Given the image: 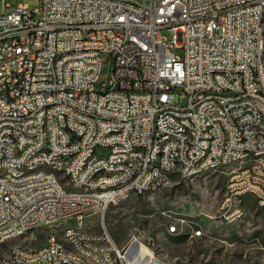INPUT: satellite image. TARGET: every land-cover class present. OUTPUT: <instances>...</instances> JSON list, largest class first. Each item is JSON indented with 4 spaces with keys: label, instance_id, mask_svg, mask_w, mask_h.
<instances>
[{
    "label": "built area",
    "instance_id": "2783aa9c",
    "mask_svg": "<svg viewBox=\"0 0 264 264\" xmlns=\"http://www.w3.org/2000/svg\"><path fill=\"white\" fill-rule=\"evenodd\" d=\"M40 4L34 10L6 5L0 14V30H10L0 43V93L10 94V103L0 102V164L8 165L0 174V244L9 233L34 234L55 218L81 224L88 214L104 218L109 202L130 197L127 184L141 193L149 182L156 190L167 186L174 160H184L185 184L204 169L237 165L217 208L224 225L244 214L246 197L264 203V124L257 123L264 114V0ZM69 23L83 24V33H70ZM87 25H97V32L87 33ZM27 26H38L39 35L20 36ZM166 30L171 42L163 39ZM95 45L104 53H95ZM55 54H62L61 65H51ZM98 60H106V80L103 91L92 92ZM139 66H147V80L137 75ZM173 84H184L183 94H173ZM229 103H239V110L229 111ZM114 142H124V149H114ZM37 146H46L47 155H36ZM154 148L162 150L159 181L146 173ZM102 149H109L108 158H100ZM86 153L94 161H85ZM36 161L62 168L66 185L50 174L17 173V166L36 167ZM94 168L116 169V176L98 179ZM72 185L81 192L72 193ZM103 222L86 233L61 227L68 251L58 250L52 234L49 249L18 248L0 264H159L147 243L134 238L121 247ZM204 235L193 231L192 238ZM70 245L81 246L84 257L70 255Z\"/></svg>",
    "mask_w": 264,
    "mask_h": 264
},
{
    "label": "rangeland",
    "instance_id": "374dc122",
    "mask_svg": "<svg viewBox=\"0 0 264 264\" xmlns=\"http://www.w3.org/2000/svg\"><path fill=\"white\" fill-rule=\"evenodd\" d=\"M6 5L12 8L27 5L34 10L41 4L40 0H0V14ZM162 36L167 42L173 40L168 30ZM177 55L183 57V52L178 50ZM105 80L106 68L99 84ZM101 88L99 85L98 90ZM174 102H180L179 96ZM236 166L205 174L188 184L179 183V179L172 176L171 183L163 188L143 196H130L111 206L104 218L86 215L83 228L99 230L104 221L119 246L134 238L140 239L155 255L172 264H264V209L258 208L252 197L246 198L242 221L224 225L215 219L229 174ZM61 179L64 183L65 179L62 176ZM174 223L179 233L169 231ZM69 224L74 228L77 221H68L63 227ZM198 229L205 235L192 238L191 234ZM61 231V228H47L11 238L0 244V254H9L13 247L44 248L51 233H57V240L61 242Z\"/></svg>",
    "mask_w": 264,
    "mask_h": 264
},
{
    "label": "bare ground",
    "instance_id": "6f19581e",
    "mask_svg": "<svg viewBox=\"0 0 264 264\" xmlns=\"http://www.w3.org/2000/svg\"><path fill=\"white\" fill-rule=\"evenodd\" d=\"M69 31L70 33H83V24L77 23H69ZM97 32V25H87V33H95ZM39 35V27L38 26H27L20 27V36H36ZM10 38V30H0V43L1 41H5ZM95 53H104V46L95 45ZM65 56H73V48H65ZM62 63V54H55L51 58V65H61ZM106 68V60H98V69L97 74L93 76L92 82V92H101L103 91V83L99 84L101 75ZM137 75L140 76V80L148 79V68L147 66H139L137 67ZM215 76H223V69H215ZM102 88L98 90V86ZM184 92V84H173V94H183ZM0 102L10 103V94L9 93H0ZM239 110V103H229V111H237ZM257 123L264 124V114H257ZM12 124H19V117H12ZM62 133H69V126H62ZM114 149H124V142H114ZM36 155H47L46 146H37ZM109 157V149L100 150V158H108ZM162 160V150L161 148H154L152 158L146 162V173H150L151 181H159L158 174V162ZM85 161H94V153H86ZM184 169V160H174L169 166V171H167L168 185L171 183V177L176 176L179 179L180 183V171ZM37 172L50 174L55 179L57 185H66V178L64 177V173H62V168L55 166L54 164H45L43 161H36V167H28V166H17V173H27V175H37ZM216 172V168H208L202 170L200 175H197L195 179L202 177L205 174ZM8 173V165L0 164V174ZM61 176L65 179V182H61ZM116 176V169L113 168H94V177L98 179H107V177ZM194 179V180H195ZM3 188V175H0V190ZM156 190V182H149V185L143 186V193L140 192V186H136L134 184H127V192L130 193V196H143L147 193ZM81 185H72V193H80ZM119 202H109V209L111 206L116 205ZM257 205L261 208H264V203L256 202ZM236 212H243V205H236ZM245 214V211H244ZM244 214H239L238 217L235 218V222H232L230 225H234L241 221L244 217ZM221 218V211H217V215L215 219ZM69 218H55V223L53 222H43L39 227H37L36 231L47 229V228H61L64 223H67ZM77 226L72 228V232L74 233H86L87 229L83 228V224H81V220H76ZM184 222V221H183ZM68 227V226H65ZM201 231L202 229L194 230ZM171 233H179L180 229L175 224V231H170ZM52 234L55 240V244L58 245V250L68 251V233L66 230L61 231L62 241H58L57 233H51L47 237V245L41 249H33L27 247H13L11 252L8 254H0V261H8L11 256L14 254V250L26 249L28 251H44L51 247V239ZM26 235V233H9V235L3 236V242L9 240L11 238H15L18 236ZM193 237V233L191 234ZM146 252H153L150 248L146 246ZM70 255L77 257H84V249L79 245H70ZM154 262L159 264H172L171 262L165 260L164 258L155 255L153 252ZM92 264H101V262H92Z\"/></svg>",
    "mask_w": 264,
    "mask_h": 264
},
{
    "label": "crops",
    "instance_id": "0c3cea01",
    "mask_svg": "<svg viewBox=\"0 0 264 264\" xmlns=\"http://www.w3.org/2000/svg\"><path fill=\"white\" fill-rule=\"evenodd\" d=\"M248 197H249V196H248ZM246 198H247V197H246ZM255 204H256V206H257L258 208H260V209H264V208L259 207V206L257 205L256 202H255ZM244 211H245V214H246V207L244 208ZM245 214H244V217H245ZM244 217H243V218H244ZM242 220H243V219H242ZM242 220H241V221H242Z\"/></svg>",
    "mask_w": 264,
    "mask_h": 264
}]
</instances>
